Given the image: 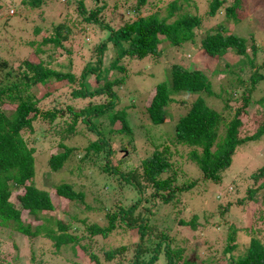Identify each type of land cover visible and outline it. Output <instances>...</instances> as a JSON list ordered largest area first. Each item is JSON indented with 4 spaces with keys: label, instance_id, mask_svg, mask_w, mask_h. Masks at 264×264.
Returning <instances> with one entry per match:
<instances>
[{
    "label": "rangeland",
    "instance_id": "374dc122",
    "mask_svg": "<svg viewBox=\"0 0 264 264\" xmlns=\"http://www.w3.org/2000/svg\"><path fill=\"white\" fill-rule=\"evenodd\" d=\"M29 1L0 0V60L6 59L10 61L11 65H16L27 55H36V58L43 59L50 67L69 70L78 77L86 62L89 59H94V44L100 38H105L107 31L93 21H84L75 0H49V3L45 1L40 6L30 4ZM77 1L79 2V0ZM136 1L101 0L96 5L91 0H82L85 14H89L99 4L104 3L105 7L99 11L96 17L98 20L110 22L114 27H118L125 20L142 15L139 13L133 17L129 16V8ZM170 1L147 0L145 8L153 11L160 9ZM177 1H183L184 4H187L185 10L197 13L202 18L194 39L185 41L176 51L168 52V56L164 55L167 61L163 58L161 61V56L156 62L153 58L149 60L148 56L126 58L122 61L123 66L127 68V74L125 72L124 74L130 76L123 84L114 86L118 95L114 109L127 108V118L132 125L131 137L123 136L116 130L110 131V127L117 129L120 126L119 120L111 123L106 116L92 119L96 128L108 137L115 149L114 155L111 157V164L118 167L117 172L103 169L106 160L105 150L95 153L89 147L90 142L96 139V134L85 122L77 118L74 128L69 131L65 130L71 124L74 112L106 101L107 95L105 97H74L72 90L77 89L79 85L76 81L69 83L63 80L59 82V84H63L61 87L37 103L41 109L51 106L62 107L60 110L62 113L58 112L52 124L37 116L32 122L31 130L21 131L27 146L33 148L34 176L32 183L37 188L47 190L51 194H54L55 187L60 183H69L75 191L83 192V201L65 202L66 200L59 198L60 205L42 213L50 220L46 223L52 228H57L56 220L68 223L65 232L76 236L77 250L75 249V254L71 249V243L57 248L51 238L42 235L28 237L10 228H0V264H86L88 254H95L102 264L131 262L135 246V229L124 233L120 232L123 230L120 227L109 236L102 237L101 235H91L87 228L92 223L106 224V213L112 208L115 209L118 204L125 205L135 197L136 193L139 195L138 189L132 190L129 186L124 185V180L120 176L119 172L130 169H136L139 179L143 182V199L134 210V214L137 212L140 217L145 208L149 209V223L155 225L152 231L146 232L145 239H142L146 248H152L154 243L158 242V232L165 224L169 228L167 233L171 235L174 246L182 247L186 259L198 262L203 256L202 254L205 255L207 252L204 244L210 243L209 246H211L215 239V236L211 237L214 232L210 233L209 223L215 222L216 224L217 221L214 217L217 214L226 220L224 222L221 219L218 227L212 224L214 226L212 229L221 235L229 233L231 228H225L229 223L237 222L236 226L239 227L244 226L247 220L250 221L247 224H252V220H262L264 202L261 195L264 193V187L258 189L254 194L259 197L258 205H261L259 208L253 206L252 202L246 203L249 200H242L240 203L235 198H240L237 194L243 186L253 187L264 181V177L256 181H253V178L240 180L264 164V133L258 139L248 140L236 146L231 163L223 170L222 180L219 184L204 180L201 178V171L188 158L189 148L174 143L173 139L174 119L186 111L189 102L198 93L175 94L176 101L168 108L171 115L166 116L162 123L152 125V123H148L145 109L147 100L145 90L149 87L151 89L155 83L168 78L170 63H179L190 68H202L209 76L212 90L217 95L208 96L204 92H200L198 95L203 96L212 108H216L221 113L218 132L223 135L226 123L233 117L237 106L241 104L240 96L246 93V88L249 85L246 79L242 85H239L235 79L236 77L247 78L255 68H250L244 62V58L238 57L233 51L227 52V55L222 56L219 61L209 59L200 49L199 39L205 31H212L217 27L246 36L250 56L252 55L251 42H254L257 44L254 61L256 65L264 68V0H240L242 5L237 12L243 13V16L238 21L226 19L222 8L214 16L209 17L207 15V0ZM229 1L227 0L225 4H228ZM58 22L65 24L70 30L68 32L66 30V37L61 40V44L41 43L43 37L51 32L52 25ZM63 32H65L64 28ZM160 45L164 46V44ZM225 63H228V68L224 66ZM241 66L243 67L242 71H240ZM260 68L259 70H261ZM138 72H142L141 79L136 78ZM121 74L119 71L116 73L113 69H109L107 73L113 79ZM133 75L134 77H132ZM85 80L90 88L96 84L92 74H89ZM32 91L37 94L43 92L40 87H33ZM263 95L264 79L255 84L251 92L253 102L244 109L245 112L241 115L240 136L252 134L260 124L261 115L264 116V109L257 102ZM130 102L136 104L130 105ZM4 106L7 108V104ZM122 145L125 146L122 147ZM165 146L170 151L169 159L175 171L176 183L184 184L193 180L196 182V185L194 184L188 190L176 192L175 196L167 203L160 202L159 199L150 195L151 189L140 174L141 160L154 149L164 150ZM65 147L71 148L68 158L59 170H51L48 165L50 153L52 151L62 152ZM168 174L170 173L164 172L162 176L165 177ZM14 197L15 193L12 190L9 198L19 208V202ZM228 201L233 204L232 211L224 209V204ZM247 206L250 210L248 212H246ZM220 208L223 209V213L219 212ZM75 212L82 213L80 219H74ZM21 219L25 223H30L32 230H35L36 225L44 222L42 218L34 219L23 209L21 210ZM193 219L197 225L196 228L179 225L181 220L190 221ZM263 233H259V235ZM239 241L246 242L241 237ZM122 244L129 245V249L117 253L111 260L103 258L105 250ZM196 246L202 247L197 249ZM161 249H159V254H162ZM196 251L199 254L198 257L195 255ZM149 255V251L144 254L146 258ZM153 264H162L161 259Z\"/></svg>",
    "mask_w": 264,
    "mask_h": 264
},
{
    "label": "trees",
    "instance_id": "16d2710c",
    "mask_svg": "<svg viewBox=\"0 0 264 264\" xmlns=\"http://www.w3.org/2000/svg\"><path fill=\"white\" fill-rule=\"evenodd\" d=\"M45 1L49 3V0H30L29 3L40 6ZM75 1L84 21H93L107 31V36L100 38L94 44V59H89L86 62L78 77L69 70L50 67L43 59L36 58V55H27L19 60L16 65H11L10 61L6 59L0 60V228H10L28 237L42 235L51 238L57 248L71 243V249L76 254V236L65 232L68 223L56 220L57 228H52L46 223V221L49 222L50 220L42 213L53 209L58 204L60 205L61 201L59 198L66 200L65 202L83 201V192L75 191L69 183L58 184L55 187L54 194L37 188L32 183L34 176L33 148L27 146L21 131L24 129L31 130L32 122L37 116L46 119L49 124H52L58 112H61L62 107L51 106L41 109L37 106V103L63 85L59 84V82L63 80L69 83L76 81L79 87L72 90L74 97H105L107 95L108 98L102 103L93 104L89 108L74 112L71 124L65 130H72L77 123V118L85 122L96 134V139L90 142L89 147L95 153L105 150L106 160L103 169L117 172L118 167L111 164V157L114 155L115 149L112 147L108 137L104 136L96 128L92 119L106 116L111 123L119 120L120 126L117 129L110 127V131L116 130L122 133L123 136L131 137L132 125L127 118V108L114 109L118 99L114 86L123 84L130 76L124 74V72L127 74V68L123 66L122 61L126 58H143L147 56L149 60L153 58L154 62L160 56L161 61L162 58L167 61L165 56H168V52L176 51L185 41L194 39L196 29L200 27L202 18L197 13L185 10L187 4H184L183 1L171 0L160 9L151 11L145 8L147 0H137L129 8V16L133 17V15L139 13H142V15L125 20L118 27H114L110 22L98 20L96 17L99 11L105 7L104 3L99 4L89 14H85L82 0H79V2ZM91 1L97 5L98 1L101 0ZM226 1L207 0V15L209 17L214 16L222 8L226 19L240 20L243 13H238L237 10L242 5L241 1L230 0L228 4H225ZM51 28V32L43 37L41 43L51 42L54 45H60L61 40L66 37V30L67 32L70 30L65 24L60 22L53 24ZM63 28L65 32H63ZM223 29L217 27L202 34L199 39L202 52L209 59L219 61L222 56L227 55V52L233 51L238 57L244 58V62L250 68H255L247 78L236 77L235 79L239 85H242L246 79L249 85L246 88V93L240 96L241 104L237 106L233 117L226 123L223 135L218 132L221 113L216 108H212L203 96L198 95L200 92H204L208 96L217 95L212 90L209 76L202 68H190L179 63H170L168 66V78L155 83L151 89L149 87L145 90L147 95L145 109L148 123H152V125L162 123L166 116L171 115L168 108L176 101L174 98L175 94L184 92L198 93L189 102L186 111L174 119L173 139L174 143L189 148L188 158L201 171V178L216 184L221 182L223 170L230 165L236 146L248 140L258 139L264 133V116L261 115L260 124L255 132L250 135H239V129L242 125L241 115L245 112L244 109L253 102L251 92L255 84L264 79L263 66L256 65L254 61L257 53V44L251 42L252 55L250 56L246 36L227 31L226 29L224 31ZM252 41H254L253 38ZM160 44H164V46L161 47ZM259 49H261L260 46ZM36 51L34 53H37ZM105 57H107L106 62ZM224 66L226 68L229 67L228 63H225ZM109 69H113L116 73L119 71L122 74L113 79L107 75ZM242 69L243 67L241 66L240 71ZM223 72L225 71L223 70ZM89 74L94 76L96 83L92 88L89 87L85 80ZM136 74L137 79L142 78V72ZM33 87H40L43 92L41 94L33 93ZM150 90L151 92H149ZM230 95L232 97L231 92ZM257 103L264 109V95L261 96ZM5 104H7V108L4 106ZM129 104L134 105L136 103L130 102ZM124 146L122 145V147ZM70 150L71 148L65 147L62 152L52 151L48 157L50 169L53 171L59 170L68 158ZM169 157V148L165 146L164 150L154 149L140 162V174L151 189L150 195L163 203L169 202L176 192L188 190L196 183L193 180L188 183L177 184L174 179L175 171ZM164 172H169L170 174L164 177L162 176ZM119 173L124 180V185L129 186L132 190L138 189L139 195L136 193L137 199L135 195L125 205L118 204L115 209L112 208L105 215L106 224L92 223L87 228L91 235H101L102 237L109 236L118 228L120 229V227L123 228L120 232L124 233L135 229L134 254L132 261L126 264H153L158 259H161L162 264H222L223 262L226 264H264V216L262 220H252V224H247L250 222L247 220L244 226H236L237 222L229 223L225 228L228 229L230 227L231 229L228 234L225 233L224 235L216 233L212 229L215 222L209 223L210 233L214 232L211 237L215 236V239L211 246H209L210 243L204 244L207 252L205 255L202 254L203 256L198 262L186 259L183 255L182 247L174 246L171 235L167 233L169 228L165 224L158 232V242H155L152 248H146L142 239H145L146 232L152 231L155 227V225H150L149 223L150 210L145 208L140 217L139 213L136 212L134 214V210L143 199V182L139 179V173L136 169ZM263 177L264 164L250 172L248 176L246 174L240 180L244 181L248 178H253V181H256ZM244 187L237 194L240 198H235L236 201L241 203L242 200H249L250 202L246 201V203L250 204L252 202L253 206L261 207V205H258L259 197L254 194H256L258 189L264 187V181L253 187H248V185ZM12 190L15 193L14 198L19 202V208L9 198ZM261 199L264 202V193H262ZM232 205L228 201L224 204V209L232 211ZM219 207H221L220 204ZM247 207L246 212L250 211L249 206ZM22 209L26 210L34 219L42 218L44 222L36 225L35 230H32L30 223H25L21 219ZM219 212L223 213L224 211L220 208ZM81 216L82 213L75 212L73 217H75L74 219H80ZM214 218L217 221L215 224L217 227L221 219L224 222L226 221L219 214ZM245 219H248V217H245ZM179 225H189L191 228L197 227L194 219L190 221L181 220ZM259 233L263 234L259 235ZM240 237L244 238L246 242H240ZM196 247L199 249L202 246ZM160 248H162V254H159ZM128 249L129 245L122 244L105 250L103 258L111 260L117 253ZM147 251L150 252V255L146 258L144 254ZM78 255L81 256V254ZM195 255L198 257L197 251ZM87 257L88 262L86 264H102L95 254H88Z\"/></svg>",
    "mask_w": 264,
    "mask_h": 264
}]
</instances>
